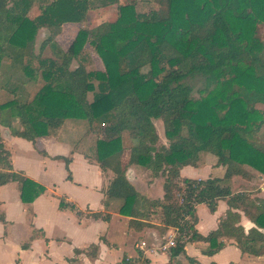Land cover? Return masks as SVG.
Returning <instances> with one entry per match:
<instances>
[{
    "label": "trees",
    "instance_id": "1",
    "mask_svg": "<svg viewBox=\"0 0 264 264\" xmlns=\"http://www.w3.org/2000/svg\"><path fill=\"white\" fill-rule=\"evenodd\" d=\"M93 2L49 0L39 6L36 0H0V69H18L35 83L40 71L44 80L28 97L25 90L14 94L9 74L0 79V124L32 143L56 134L66 122L81 124L80 138L94 131L90 156L114 173L107 198L119 199L120 211L133 217L143 215L141 198L126 167L139 165L152 176H162L163 197L146 204L147 212L157 214L162 232L175 230L170 258L184 253L189 241L205 243L202 252L212 255L224 247V237L233 238L242 253L264 254V233L259 230L264 229L263 198L232 193L220 178L180 176V168L196 166L206 153L225 164L224 179H249L253 171L264 175V148L247 138L264 125V112L255 107L264 104L263 42L256 33L258 23H264V0H166V10L145 12L136 10L135 0H101L104 6L118 3L114 20L78 29L65 49L50 44L49 36L40 50L49 43L54 56L34 53L38 28L81 22ZM88 43L101 57L103 70L87 68L81 53ZM73 58L78 64L71 67ZM198 73L206 77V86L194 97L192 86L183 80ZM9 93L14 96L5 98ZM157 119L168 143L157 132ZM56 158L64 159L71 179L70 159ZM8 182L17 183L24 203L45 191L42 184L13 170L0 135V185ZM220 199L229 206L226 215L217 229L199 234L196 205L204 203L213 212ZM60 206L82 215L63 197ZM234 210L256 227L245 233Z\"/></svg>",
    "mask_w": 264,
    "mask_h": 264
},
{
    "label": "crops",
    "instance_id": "2",
    "mask_svg": "<svg viewBox=\"0 0 264 264\" xmlns=\"http://www.w3.org/2000/svg\"><path fill=\"white\" fill-rule=\"evenodd\" d=\"M75 132H78L76 143L69 138ZM81 133V124L66 122L56 134L40 137L32 143L12 135L9 128L0 124V135L10 153L13 170L45 187L32 202L24 203L16 182L0 185V264H128L132 261L191 264L189 258L194 259L193 264H264V254L242 253L235 240L226 237L221 238L224 247L212 255L202 252L206 249L205 243L189 241L184 253L170 258L169 250L174 244L168 243L175 242V230L162 232L157 214L149 212L150 209L147 212L146 204L163 197V177L152 176L139 165L127 166L125 174L140 195L138 206L144 216L133 217L129 212H121L122 202L108 199L106 195L113 171L102 169L90 154L80 150ZM14 146H17L16 154ZM27 154L35 158V167L30 166ZM208 155L202 154L196 166L180 168V176L228 180L226 185L232 193L248 192L251 197L264 199V175L253 171L249 179L240 175L224 179L225 164ZM56 156L70 159L71 179L67 178L64 159ZM217 170L221 171L215 176ZM62 197L74 204L82 215L77 216L74 210L61 207ZM228 209L225 199L217 201L213 212L206 204H197L195 228L198 233L206 236L217 229ZM234 211L240 213L238 224L245 233L256 227L242 211ZM90 213L101 216L94 218ZM259 230L264 233V229ZM165 245L168 246L164 248Z\"/></svg>",
    "mask_w": 264,
    "mask_h": 264
},
{
    "label": "rangeland",
    "instance_id": "3",
    "mask_svg": "<svg viewBox=\"0 0 264 264\" xmlns=\"http://www.w3.org/2000/svg\"><path fill=\"white\" fill-rule=\"evenodd\" d=\"M49 0H36V3L39 6L44 5L46 2H48ZM121 3H124L125 1H129V0H119ZM101 0H94L93 2V6L89 9V12L86 16V18L78 23H72V22H66L64 24H62L60 27L58 28H47V27H40L37 29L35 37H34V41H33V50L34 53L38 54L40 52V54L42 56H54V52L52 51V47L50 46V44H52V42H55L57 45H60L62 48H67L68 45L71 43V41L73 40L76 32L78 29L80 28H96L98 25L106 23L108 21H112L114 20L117 15H118V9H117V4H111V5H101ZM166 0H135V8L137 11L139 12H145V11H149L152 8L158 7L161 10H166ZM32 14V12L30 13ZM256 33L257 36L261 39V41L263 42V57H264V23H258L257 28H256ZM49 36H52L53 39L52 41L49 43H47L43 49L40 50V45L43 42V40H45L46 38H48ZM83 55H85L87 57V60L85 61L86 66L88 69H100L103 70L104 69V65L103 62L101 60V57L96 53L95 49L93 48V46L91 44H86V46L84 47L82 53ZM78 64V59L73 58L70 66L74 67ZM4 67V66H3ZM0 69V79H4L6 77V74H9V80L8 85L9 87L15 88V95L18 94H22V91L25 90L27 94H29L28 97H30V94H33V92H35V88L39 87L40 84L42 82H44V80L42 79V76L40 74V71H38V76L36 79L37 83H35L34 80H30L27 79V73L22 72L18 69H14V70H9L7 69L9 72H4L3 69ZM30 69V67H29ZM32 69V68H31ZM30 69V70H31ZM16 70V71H15ZM6 71V69H5ZM29 76V75H28ZM32 79V78H31ZM96 82V80H95ZM183 82L188 83L192 86L193 91L192 94L194 97H199L201 95V89L204 88L206 86V77L202 74H193L190 75L188 77H186ZM32 92V93H31ZM14 94H6L4 97L8 98V97H13ZM88 97L91 99L92 98V92H88ZM1 99H3V97H0ZM255 107L257 109L260 110V112H264V104L262 103H257L255 105ZM157 132L159 133L160 138L162 139V141L164 143H168L165 136H164V126L161 120L157 119V120H153ZM60 123V122H59ZM82 127V126H81ZM88 126L84 127V129H86ZM77 135L78 132H75L73 135L69 136V138L76 143L77 141ZM95 132H91L90 130L87 132V134L84 133V135L79 139L78 141V146L80 148V150L86 154H90V150L92 147V142L94 141L93 138H95ZM247 138L250 140L251 143H253L254 145L264 148V125H262L260 127V129L258 130V132L256 133H252L250 135L247 136ZM69 139V141H71ZM71 144V142H70ZM14 152L16 154V150H17V146L13 147ZM28 155V154H27ZM28 157L31 159L30 162V166L31 167H35V158L28 155ZM208 157L210 158H215L217 159L218 162L222 163V160L216 156L213 155H208ZM219 164V163H218ZM140 169H142L141 167H139ZM221 170H217L215 173V176L220 174ZM229 181L228 180H224L223 183L227 184Z\"/></svg>",
    "mask_w": 264,
    "mask_h": 264
},
{
    "label": "built area",
    "instance_id": "4",
    "mask_svg": "<svg viewBox=\"0 0 264 264\" xmlns=\"http://www.w3.org/2000/svg\"><path fill=\"white\" fill-rule=\"evenodd\" d=\"M173 244H174V242L172 240H170L168 243V245H173ZM168 245H165L164 248L167 247ZM128 264H146V263L138 262V261H132V262H129Z\"/></svg>",
    "mask_w": 264,
    "mask_h": 264
}]
</instances>
